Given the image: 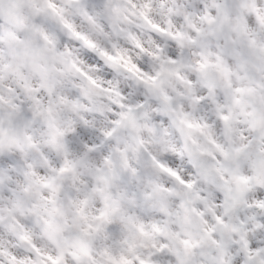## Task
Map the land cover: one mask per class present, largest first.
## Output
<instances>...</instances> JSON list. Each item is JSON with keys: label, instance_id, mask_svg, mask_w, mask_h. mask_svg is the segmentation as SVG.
Returning a JSON list of instances; mask_svg holds the SVG:
<instances>
[{"label": "clouds", "instance_id": "obj_1", "mask_svg": "<svg viewBox=\"0 0 264 264\" xmlns=\"http://www.w3.org/2000/svg\"><path fill=\"white\" fill-rule=\"evenodd\" d=\"M0 264H264V0H0Z\"/></svg>", "mask_w": 264, "mask_h": 264}]
</instances>
